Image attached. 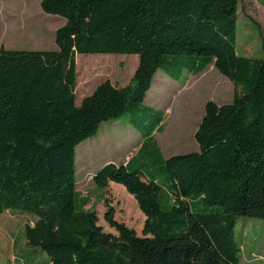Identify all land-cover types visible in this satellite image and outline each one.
I'll list each match as a JSON object with an SVG mask.
<instances>
[{"label":"trees","instance_id":"obj_1","mask_svg":"<svg viewBox=\"0 0 264 264\" xmlns=\"http://www.w3.org/2000/svg\"><path fill=\"white\" fill-rule=\"evenodd\" d=\"M241 1L42 0L43 13L65 20L57 48H0V216L36 219L25 237L46 264H240L238 220L264 221V40L260 29L261 57L238 53ZM77 55H137L139 65L129 85L107 80L78 106ZM211 65L234 85L233 101L206 104L198 152L165 159L154 136L164 116L145 105L155 76L179 82ZM127 115L141 148L93 181L135 198L142 237L107 202L117 235L106 233L77 191V147Z\"/></svg>","mask_w":264,"mask_h":264},{"label":"rangeland","instance_id":"obj_2","mask_svg":"<svg viewBox=\"0 0 264 264\" xmlns=\"http://www.w3.org/2000/svg\"><path fill=\"white\" fill-rule=\"evenodd\" d=\"M41 1L0 0V48L31 51L57 48L55 33L65 20L43 13ZM239 14L238 53L247 58L261 57L259 32L261 29L264 40V0H242ZM138 65L137 55H77V105L107 80L118 87L129 85ZM234 93V85L214 65L199 74L185 73L179 82L158 71L145 103L164 116L163 131L154 133L163 156L169 159L198 152L195 134L205 115L206 104L210 101L218 105L231 103ZM128 120L129 115L104 123L96 137L77 147V191L82 197L90 198L85 209L97 212L99 225L106 233L117 235L104 218L107 202L115 210V220L142 237L146 217L135 198L120 185L112 183L101 190L93 181L94 173L106 163L127 164L137 155L142 146L141 137ZM140 160V156L136 157L134 166L139 165ZM35 220L17 211H7L0 216V264L47 263V255L28 246L25 237L26 225H33ZM236 239L241 248L240 264H264V221L240 218Z\"/></svg>","mask_w":264,"mask_h":264},{"label":"crops","instance_id":"obj_3","mask_svg":"<svg viewBox=\"0 0 264 264\" xmlns=\"http://www.w3.org/2000/svg\"><path fill=\"white\" fill-rule=\"evenodd\" d=\"M165 80H168V79H165ZM145 105H146V103H145ZM156 110V109H155ZM129 131V130H128ZM128 133H130V132H128ZM155 136V135H154ZM123 138H124V136H122ZM141 137V136H140ZM141 141H142V143H143V138L141 137ZM166 159V158H165ZM108 163H114V164H116L115 162H108ZM108 163H106V164H108ZM105 164V165H106ZM104 165V166H105ZM117 165V164H116ZM120 165H124V166H126L127 164H120ZM119 166V165H118ZM96 173H94V175H95ZM113 182H111L110 184H112ZM114 184H116V183H114ZM117 185H119V184H117ZM120 186H122V185H120ZM123 187V186H122ZM125 188V187H124ZM126 189V188H125Z\"/></svg>","mask_w":264,"mask_h":264}]
</instances>
